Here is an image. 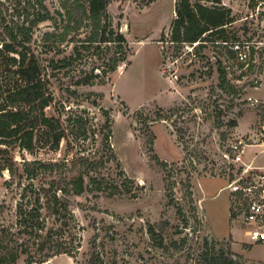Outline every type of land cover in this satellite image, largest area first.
<instances>
[{
    "label": "rangeland",
    "instance_id": "obj_1",
    "mask_svg": "<svg viewBox=\"0 0 264 264\" xmlns=\"http://www.w3.org/2000/svg\"><path fill=\"white\" fill-rule=\"evenodd\" d=\"M64 1L46 0L57 22H42L27 44L45 66L53 58L74 53L75 42L53 47L44 37L47 31L63 30L66 22L58 12H64ZM177 1H110L107 11L112 24L127 38V60L105 82L74 85L94 48H81L84 56L68 68H46L55 97L48 115L61 113L66 118L72 107L88 114L98 129L109 115L116 158L109 157L101 137L81 144L63 140L57 151L32 153L13 144L0 147V221L10 225L16 220L21 189L28 183L25 162H60L58 175L73 177L94 169L82 163L81 155L104 160L95 169L105 177L108 189L89 185L83 194L68 198L78 225L75 232L81 236L80 250L74 256L60 254L32 264H88L94 251L103 261L97 264H197L208 249L206 240L214 244L216 253L231 251L236 264H264V243L241 239L235 243L225 233L223 215H214V204L222 205L228 196L231 224L245 235L244 193L241 182L234 181L245 177L246 165L232 161L230 144L243 137L250 144L247 152L256 156L257 163H264L258 144L264 140V0H222L234 18L227 26V39L251 45L248 66L230 57L225 42H173ZM20 12L23 5L15 0H0V17L7 23ZM89 32L83 24L68 39H85ZM108 50L100 56H111L114 45ZM221 66L231 86L222 82ZM68 87L76 93H68ZM233 121L238 125L231 126ZM156 157L167 165L162 167ZM126 176L132 180L124 182ZM150 226L156 230L155 238ZM25 259L22 256L14 264H31Z\"/></svg>",
    "mask_w": 264,
    "mask_h": 264
},
{
    "label": "trees",
    "instance_id": "obj_2",
    "mask_svg": "<svg viewBox=\"0 0 264 264\" xmlns=\"http://www.w3.org/2000/svg\"><path fill=\"white\" fill-rule=\"evenodd\" d=\"M15 1L23 5V13L12 17L9 21L12 24L0 17V26H4L0 32V147L13 144L32 153L40 149L57 151L63 140L81 144L101 137L109 157L116 158L111 145L109 115L98 129L88 114L73 111L72 107L67 109L66 118L61 113L57 116L47 113L55 97L50 87L51 74L46 68L54 71L68 68L75 58L84 56L81 48H94L91 60L86 56L74 81L76 86L91 85L105 82L108 75L127 60V38L115 30L107 11L111 0L64 1V12H58L66 22L63 30L59 33L47 31L44 37L53 47L65 41L75 42L74 53L53 58L46 66L35 52L30 53L27 44L33 37L34 28L48 20L57 22V18L46 0ZM175 12L170 36L173 42H231L227 39V26L234 18L232 10L223 5L222 0H178ZM83 24L90 28L89 35L80 40L68 39L70 33L79 30ZM111 45L115 48L112 55L101 57ZM235 56L231 49L230 57ZM89 63L91 66L87 67ZM220 70L222 82L231 86L225 67L221 66ZM67 92L75 94L76 90L68 87ZM236 125V121L231 124ZM156 159L162 167L167 165L166 161ZM80 160L83 164H91L94 169L69 177L58 175L60 162L33 159L24 163V177L28 183L21 189L15 223L10 225L0 221V264H14L22 256L28 263H43L60 254L74 256L80 250L81 236L75 232L78 225L68 198L83 194L89 185L100 191L108 189L105 177L95 169L103 164V157L81 155ZM131 180L126 176L124 182ZM187 191L192 198L191 187ZM179 211L183 212L181 207ZM149 232L155 238L153 226L149 227ZM159 244L163 245V242ZM204 244L208 249L202 252L197 264L237 263L231 251L216 253L213 243L206 240ZM97 261L103 262L100 254L94 251L88 264H97Z\"/></svg>",
    "mask_w": 264,
    "mask_h": 264
},
{
    "label": "built area",
    "instance_id": "obj_3",
    "mask_svg": "<svg viewBox=\"0 0 264 264\" xmlns=\"http://www.w3.org/2000/svg\"><path fill=\"white\" fill-rule=\"evenodd\" d=\"M230 48L235 51L239 62L249 65L250 43L241 41H231L228 43ZM264 151V140L258 142ZM250 144L243 137L234 140L230 146L233 155L230 158L233 162H243V152ZM246 165L243 170L244 176L236 178L235 182H241L239 189L244 193L243 207V231L249 243H264V170ZM250 170H256L253 173Z\"/></svg>",
    "mask_w": 264,
    "mask_h": 264
},
{
    "label": "crops",
    "instance_id": "obj_4",
    "mask_svg": "<svg viewBox=\"0 0 264 264\" xmlns=\"http://www.w3.org/2000/svg\"><path fill=\"white\" fill-rule=\"evenodd\" d=\"M249 147L250 146L245 147L244 152H243V161H244V163H246L247 165L252 163L254 165L262 167L261 169L264 170V163L263 164L262 163H257L256 156L247 152V149ZM214 205H215V207H214V215H216V214L218 215L219 213H221L223 215L225 221H226L227 228H226V232L225 233L228 234V235H231L232 238L234 239L235 243H237V241L239 239H241L243 242L249 243V241L245 237V235L241 236L242 228H240L237 225H232L231 224V221H230L231 213H230V205H229L228 196H227V198L225 199V201H224V203L222 205H217V204H214ZM242 251H243V248H242Z\"/></svg>",
    "mask_w": 264,
    "mask_h": 264
}]
</instances>
